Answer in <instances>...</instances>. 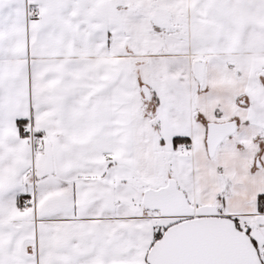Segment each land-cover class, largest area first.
<instances>
[{
	"label": "snow or ice",
	"instance_id": "snow-or-ice-1",
	"mask_svg": "<svg viewBox=\"0 0 264 264\" xmlns=\"http://www.w3.org/2000/svg\"><path fill=\"white\" fill-rule=\"evenodd\" d=\"M0 264H264V0H0Z\"/></svg>",
	"mask_w": 264,
	"mask_h": 264
}]
</instances>
